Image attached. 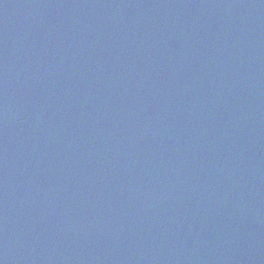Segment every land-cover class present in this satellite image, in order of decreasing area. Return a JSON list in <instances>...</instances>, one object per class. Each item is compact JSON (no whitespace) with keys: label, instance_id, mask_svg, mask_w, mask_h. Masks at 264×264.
<instances>
[{"label":"water","instance_id":"95a60500","mask_svg":"<svg viewBox=\"0 0 264 264\" xmlns=\"http://www.w3.org/2000/svg\"><path fill=\"white\" fill-rule=\"evenodd\" d=\"M0 264H264V0H0Z\"/></svg>","mask_w":264,"mask_h":264}]
</instances>
